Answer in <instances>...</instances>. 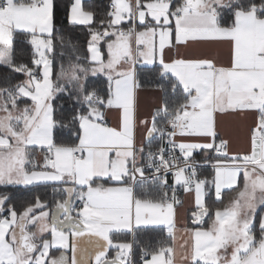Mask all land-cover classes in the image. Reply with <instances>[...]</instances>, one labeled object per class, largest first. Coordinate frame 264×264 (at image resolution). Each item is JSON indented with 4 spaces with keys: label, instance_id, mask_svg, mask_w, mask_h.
<instances>
[{
    "label": "snow or ice",
    "instance_id": "6c2138e0",
    "mask_svg": "<svg viewBox=\"0 0 264 264\" xmlns=\"http://www.w3.org/2000/svg\"><path fill=\"white\" fill-rule=\"evenodd\" d=\"M57 11L56 0H0V65L26 77L0 86V186L65 185L64 198L51 210L37 196L18 212L8 195H0V213H7L0 216V264H133V243L119 242L114 234L134 235L142 225H163L171 239L151 252L142 248L143 264H264V0H110L98 24L82 0H73L67 19L89 26L88 52L95 66H85L77 55L59 70L55 41L63 45L64 38L56 36ZM17 35L33 48L31 66L14 61ZM208 41L229 44L228 66L211 59H164L166 48ZM157 57L160 76L175 78L172 94L182 89L183 100L172 108L165 100L148 126L135 116L134 69L141 58L152 64ZM89 72L106 77L105 95L89 91ZM64 93H75L87 106L67 122L56 118L54 108ZM22 99L30 101L23 108ZM105 109L118 112L116 126H108ZM229 112L256 114L246 152L230 154L228 141L215 143L216 114ZM160 118L170 132L158 126ZM138 125L147 128L146 139L158 134L163 140L166 134L168 146L145 156L143 146H135ZM65 128L76 142H56L57 130ZM177 135L212 142L176 144ZM177 147L182 161L174 153ZM196 149L217 153L211 181L197 177L190 160ZM38 151L42 165L36 163ZM138 158L155 173H172L170 198L167 192L159 199L134 195L129 182L135 183L137 174L144 179ZM162 183H168L166 175ZM207 185L214 186L218 201L224 190L234 193L214 213L205 202ZM177 186L186 193L194 189L196 207L192 226L179 238ZM110 251H115L111 258Z\"/></svg>",
    "mask_w": 264,
    "mask_h": 264
},
{
    "label": "trees",
    "instance_id": "16d2710c",
    "mask_svg": "<svg viewBox=\"0 0 264 264\" xmlns=\"http://www.w3.org/2000/svg\"><path fill=\"white\" fill-rule=\"evenodd\" d=\"M73 0H56L58 5V11L56 14V36H62L64 43L61 45L59 39L55 41L56 51L53 57L56 70H59L61 63L67 67L70 62L75 61L77 55L81 57V63L91 68L94 64L90 60L88 52V41L90 39L89 26L72 25L68 22L67 14L70 9ZM179 2V0H175ZM83 7L86 11H93L95 14V20L98 22L104 18L105 14L109 11L110 0H84ZM103 43V41L101 42ZM106 57V47L104 49ZM63 53V55H61ZM33 54V48L28 43V40L23 35H17L14 40V61L17 64H27L31 66V59ZM161 68L159 66L151 67H138L136 70V78L139 87L146 89L157 88L162 93V103L167 100L169 107L176 106L183 100L182 89L178 90L175 95L172 94L170 81L174 80L171 76L161 77ZM26 77L20 73H14L10 69L3 65H0V86H4L7 81H10L13 85L24 81ZM86 83L89 91L96 90L100 95H105L108 88V82L106 77L102 75H92L89 72ZM163 89V90H162ZM30 103L25 99L20 100L18 103L23 108L24 103ZM86 105H82L75 99V93L69 95L68 93L60 94L58 98L54 100V108L56 110V118H64L67 122L77 111H83L86 109ZM158 126L166 125L163 118L158 119ZM56 142L63 144H72L76 142V138L69 132L68 129L57 130ZM156 145V139H152L147 147H153ZM39 152V151H38ZM217 154L212 151L210 153L198 152L190 160L196 162L210 164L214 163ZM200 175L205 180L211 181L214 176V171L210 166L203 168L200 171ZM242 184V176L240 177ZM64 186L61 184H37L30 186H0V195H8L10 197L9 203L14 205L16 210L22 211L29 203H34L35 198L38 196L40 199L47 203L48 210H51L57 200L64 198L63 194ZM205 202L206 205L214 213L216 208H223L229 201V198L234 195L230 191H225L222 200L215 199V192L213 185H207L206 187ZM134 189V195L141 199H159L163 194L161 185L157 182L141 181L137 182ZM260 209H258V212ZM75 211H73L74 214ZM6 211L0 213V215H6ZM204 227H207L210 223L208 217L204 219ZM114 239L119 242H131L133 243V249L131 254V260L133 264H142L141 249H147L149 252L158 249L162 245L171 243V239L167 236V233L162 227H146L139 228L135 234L132 233H119L114 234ZM58 254V253H56ZM113 254L109 253V258Z\"/></svg>",
    "mask_w": 264,
    "mask_h": 264
},
{
    "label": "crops",
    "instance_id": "0c3cea01",
    "mask_svg": "<svg viewBox=\"0 0 264 264\" xmlns=\"http://www.w3.org/2000/svg\"><path fill=\"white\" fill-rule=\"evenodd\" d=\"M84 1V0H83ZM82 1V2H83ZM179 53V55L177 54ZM90 55V53H89ZM106 58V57H105ZM175 58H184V59H211L215 62L217 66H228L230 62V46L226 42H199V43H192L189 42L187 46H177L176 48L172 49H165L164 59L166 62H170L172 59ZM93 65L92 67H94ZM151 67V66H159L162 70V66L159 63V58L154 61L152 64H147L144 62L143 58L140 59L138 63L135 64V79L136 78V70L138 67ZM102 75L103 74H97ZM171 76V74H168ZM105 77V76H104ZM172 77V76H171ZM175 79L174 77H172ZM162 105V93L160 89L157 88H141L138 87L135 90V116L136 120H147L149 121V125L151 126L152 116L154 115L156 109L160 108ZM105 119L107 121L108 126L114 127L118 123L119 114L115 110H108L105 109ZM256 114L254 112H245V113H232L229 112L227 114H216L215 118V131L217 136L215 138V143L219 144L221 140L228 141V152L232 153H243L248 151L250 147L249 138H250V131L255 126ZM147 135V128L144 126H137L135 130V146L137 149L143 146V148H147L148 143L154 139V136L150 139H146ZM174 141L179 144L181 142L191 143H207L212 142L211 138H200V139H193L188 137H181L175 136ZM214 151V149H196L193 150L192 157L198 152H205L210 153ZM191 157V158H192ZM190 158V159H191ZM139 159V158H138ZM140 160V159H139ZM36 163L42 165L43 161V153L37 152L36 153ZM211 169L214 171L215 175V162L208 164ZM39 170V169H37ZM214 178V176H213ZM240 179V178H239ZM130 183V182H129ZM37 184H52L58 185V182H41ZM33 184V185H37ZM131 184V183H130ZM63 185V184H61ZM23 186V185H20ZM30 186V185H29ZM65 187V185H63ZM111 186V185H106ZM134 191V189H133ZM228 191V190H224ZM165 192H163L164 194ZM206 193V188H205ZM163 194L161 196H163ZM169 198L171 197L168 194ZM206 196V195H205ZM178 199L181 201L179 205H176V215H175V223L177 228V237L182 236V229L185 227H191V213L196 210L195 207V192L194 190L191 193L184 192ZM216 199V197H215ZM76 203V201H75ZM259 209V208H258ZM48 210V209H46ZM75 216V212L73 214ZM205 219V218H204ZM146 227H162L163 225H142L140 228ZM165 229V228H164ZM34 230V229H33ZM166 231V229H165ZM128 233V232H127ZM167 233V232H166ZM50 239V235L47 236ZM113 256L115 255V251H111ZM132 254V252H131ZM69 256L71 253L68 254ZM150 259V256L147 257ZM143 264V262H142ZM179 264V262H178Z\"/></svg>",
    "mask_w": 264,
    "mask_h": 264
},
{
    "label": "built area",
    "instance_id": "2783aa9c",
    "mask_svg": "<svg viewBox=\"0 0 264 264\" xmlns=\"http://www.w3.org/2000/svg\"><path fill=\"white\" fill-rule=\"evenodd\" d=\"M164 127H165V132H166V133H167V132H170V131L172 130L171 127H170L169 125H167V124H166ZM177 136H179V135H177ZM154 139H156V145L153 146V147H147V148H145V149H144V155H145V156L147 155V152H148L149 150H151V151H153V152H156V151H158V149H159L160 147H162V146H168V140H169V137H168L166 134H165L163 140L160 139V136H159L158 134H156V135L154 136ZM172 139L174 140V137H172ZM175 143H176V142H175ZM176 144H177V143H176ZM214 152H215V150H214ZM174 153H175V155H176L181 161L183 160V157H182L181 154H180V149H179L178 147L175 148ZM215 153H216V152H215ZM216 154H217V153H216ZM165 155H167V153H165ZM191 161H194V160H191ZM138 166H142V167L144 168V179L141 180L139 174H137V180H136V182H135V183H132V182L130 181V183L132 184V187H134L135 184H136L137 182H141V181L157 182V183H159V184L161 185V189H162L163 192H167L168 194H170V196H172V187H173V184H174V178H173V175H172L171 172H169V173H167V174H165L163 171L160 172V173H155V169H154V168H148V167H147V164H146V161L143 160V159H140V160L138 159ZM207 166H209V165H208V164H204V163H200V162H196V161H194V167H195V169H196L197 177H198L199 179H203V177L200 175V171H201L203 168L207 167ZM187 171H190V170H187ZM154 174H155V176L160 177V179H159V180H158V179H155V178H154ZM165 175L167 176V181H168L167 184H163V183H162V180H163V178H164ZM193 190H194V189H193ZM183 193H184L183 188L177 186V197L180 196V195L183 194ZM76 204L79 205L80 202H79V201H76ZM81 206H82V205H81ZM0 216H4V215H0Z\"/></svg>",
    "mask_w": 264,
    "mask_h": 264
},
{
    "label": "water",
    "instance_id": "95a60500",
    "mask_svg": "<svg viewBox=\"0 0 264 264\" xmlns=\"http://www.w3.org/2000/svg\"><path fill=\"white\" fill-rule=\"evenodd\" d=\"M63 217H61V219H62Z\"/></svg>",
    "mask_w": 264,
    "mask_h": 264
},
{
    "label": "rangeland",
    "instance_id": "374dc122",
    "mask_svg": "<svg viewBox=\"0 0 264 264\" xmlns=\"http://www.w3.org/2000/svg\"><path fill=\"white\" fill-rule=\"evenodd\" d=\"M83 1V0H82ZM91 55V54H90Z\"/></svg>",
    "mask_w": 264,
    "mask_h": 264
}]
</instances>
